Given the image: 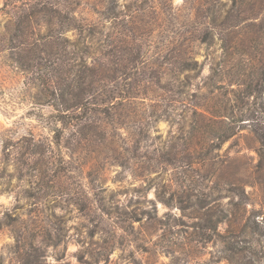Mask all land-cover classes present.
Returning a JSON list of instances; mask_svg holds the SVG:
<instances>
[{
    "label": "rangeland",
    "instance_id": "obj_1",
    "mask_svg": "<svg viewBox=\"0 0 264 264\" xmlns=\"http://www.w3.org/2000/svg\"><path fill=\"white\" fill-rule=\"evenodd\" d=\"M54 1L97 24L89 61L124 65L109 87L130 96L89 139L52 131L37 80L2 59L14 11L0 9V264H232L246 217L264 219V171L247 129L219 142L191 114L221 38L227 65H264V0ZM193 60L200 73L178 71Z\"/></svg>",
    "mask_w": 264,
    "mask_h": 264
},
{
    "label": "trees",
    "instance_id": "obj_2",
    "mask_svg": "<svg viewBox=\"0 0 264 264\" xmlns=\"http://www.w3.org/2000/svg\"><path fill=\"white\" fill-rule=\"evenodd\" d=\"M17 1L20 0H3L0 7L14 11L10 20L12 30L1 38L3 49L7 50L3 61L30 75L31 82L37 80L40 96L33 103L52 109L47 116L52 131L70 129L82 136L77 138L78 143L89 139L86 134L91 131L102 132L103 126L93 123L91 117L101 114L113 119L117 105L126 107L130 96L123 95V89L117 85V91L109 87L114 78L118 80L125 74L124 65L118 68L106 65V55L101 51L102 63L89 61L97 42L93 41L94 35L99 31L94 28L83 34L86 28L97 24L83 22L75 13L77 4L22 0L17 5ZM68 30L78 36L69 38ZM233 39L221 38L224 63L209 65L207 95L193 104L191 124L219 142L239 137L240 131L247 129L256 143V172L264 171V65H227L230 61L226 57L236 54L231 48L235 46ZM193 64L180 65L178 71L200 73L202 65H196L194 60ZM217 89L222 90L223 96L230 91L234 105L228 98L219 99ZM244 225L250 238L237 239L228 248L227 260L232 264H240L241 258L246 259V264L264 262V219L248 215Z\"/></svg>",
    "mask_w": 264,
    "mask_h": 264
}]
</instances>
